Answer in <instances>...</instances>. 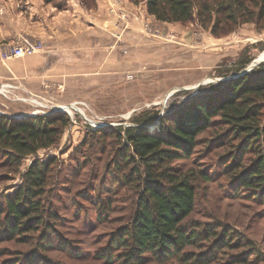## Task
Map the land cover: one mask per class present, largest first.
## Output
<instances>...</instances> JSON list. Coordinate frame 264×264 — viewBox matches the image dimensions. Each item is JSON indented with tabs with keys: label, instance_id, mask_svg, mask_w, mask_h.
Returning <instances> with one entry per match:
<instances>
[{
	"label": "rangeland",
	"instance_id": "rangeland-1",
	"mask_svg": "<svg viewBox=\"0 0 264 264\" xmlns=\"http://www.w3.org/2000/svg\"><path fill=\"white\" fill-rule=\"evenodd\" d=\"M19 1L23 4L26 0ZM68 1L63 0L66 5ZM118 15L124 26L133 20L139 24L142 35H117L115 49L105 55L107 63L97 73L51 80L42 95L24 92L15 85L9 89L0 86L2 115L19 118L60 113L69 119L53 145L27 156L16 169L0 166L1 209L4 195L22 182L32 161L53 158L42 205L54 214L46 219L47 229L54 231L46 249L41 250L37 232L27 243L16 238L0 241V264H24L22 258L30 254L34 264H115L98 258V254L106 249L109 233L124 221L125 197L131 192L127 187L117 189L110 179L111 160L121 147L111 128L132 125L131 119L142 111L174 113L184 100L197 96L200 86L224 82L230 78L226 74L235 72L241 63L248 61L234 76L255 59L264 63V28L252 23L215 36L196 21L159 22L146 12L143 0L135 9ZM51 76L62 78L63 74ZM90 129L104 130L105 134H91ZM147 129L154 130L155 124ZM224 130L218 126L200 133L189 157L173 161L171 166L179 172L202 168L210 175L209 181L197 182L188 221L219 225L245 241L243 247L218 251V258L207 264H231L232 255L241 253L246 264H264V202L250 193L237 194L230 176L222 173L219 165H224L230 147L210 145V141ZM253 158L245 153L243 162ZM98 198L112 200L105 214L96 204ZM140 264L180 263L178 259L157 260L144 255Z\"/></svg>",
	"mask_w": 264,
	"mask_h": 264
},
{
	"label": "trees",
	"instance_id": "trees-1",
	"mask_svg": "<svg viewBox=\"0 0 264 264\" xmlns=\"http://www.w3.org/2000/svg\"><path fill=\"white\" fill-rule=\"evenodd\" d=\"M43 1L57 10L67 7L63 0ZM79 1L86 7L93 3ZM143 1L146 12L159 22L196 21L215 36L227 35L246 23L264 28V0ZM247 63L227 73L230 78L224 82L200 86L197 96L184 100L174 113L142 111L131 119L132 125L111 128L121 147L111 160L110 179L117 189L127 187L131 195L125 197L124 221L109 233L106 249L98 258L115 264H140L144 255H150L157 260L178 259L180 264H207L218 258V251L244 246L245 241L228 229L188 221L194 210L197 182L209 181L210 175L202 168L179 172L171 163L189 157L200 133L224 127L223 135L210 141V145L230 147L224 165H219L222 173L230 176L237 194L250 193L264 202V63L234 76ZM68 124L69 119L60 113L19 118L0 114V166L16 169L27 156L53 145ZM154 124L155 129L149 131L148 126ZM89 131L105 134L104 130ZM248 152L254 158L244 163ZM52 162L53 158L32 161L22 182L4 195L0 241L16 238L27 243L37 232L41 250L51 244L54 231L47 229L46 219L54 214L47 211L42 200ZM111 203L98 198L96 204L105 214ZM33 258L30 254L22 259L24 264H34ZM231 259V264L248 262L242 253Z\"/></svg>",
	"mask_w": 264,
	"mask_h": 264
},
{
	"label": "crops",
	"instance_id": "crops-1",
	"mask_svg": "<svg viewBox=\"0 0 264 264\" xmlns=\"http://www.w3.org/2000/svg\"><path fill=\"white\" fill-rule=\"evenodd\" d=\"M69 1L65 9L57 10L43 0L23 4L0 0V55L17 40L38 38L43 44V51L31 56L0 58L2 88L15 85L24 92L42 95L51 80L95 74L104 68L105 55L118 43L117 35H142L134 20L122 25L116 10L110 11L112 0H93L89 7L79 0ZM121 4V11L136 7L129 0H121ZM58 73L62 78L51 76Z\"/></svg>",
	"mask_w": 264,
	"mask_h": 264
},
{
	"label": "built area",
	"instance_id": "built-area-1",
	"mask_svg": "<svg viewBox=\"0 0 264 264\" xmlns=\"http://www.w3.org/2000/svg\"><path fill=\"white\" fill-rule=\"evenodd\" d=\"M120 1L119 0H112L110 11L115 12L117 14L121 13L119 9ZM120 11V12H119ZM119 16V15H118ZM124 17V15H123ZM43 51V44L38 39H21L15 41L8 49L7 52L0 55V58H12V57H25L31 56ZM92 126V123H91Z\"/></svg>",
	"mask_w": 264,
	"mask_h": 264
},
{
	"label": "water",
	"instance_id": "water-1",
	"mask_svg": "<svg viewBox=\"0 0 264 264\" xmlns=\"http://www.w3.org/2000/svg\"><path fill=\"white\" fill-rule=\"evenodd\" d=\"M263 61H256L253 60V62H251L245 69H243L238 75L244 74L248 71H250L252 68H254L255 66H257L258 64L262 63Z\"/></svg>",
	"mask_w": 264,
	"mask_h": 264
}]
</instances>
